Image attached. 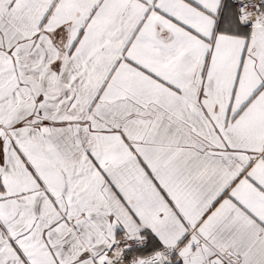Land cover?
Listing matches in <instances>:
<instances>
[{
    "label": "snow or ice",
    "instance_id": "snow-or-ice-1",
    "mask_svg": "<svg viewBox=\"0 0 264 264\" xmlns=\"http://www.w3.org/2000/svg\"><path fill=\"white\" fill-rule=\"evenodd\" d=\"M0 264H264V0H0Z\"/></svg>",
    "mask_w": 264,
    "mask_h": 264
}]
</instances>
